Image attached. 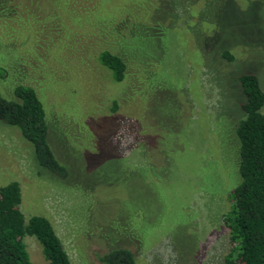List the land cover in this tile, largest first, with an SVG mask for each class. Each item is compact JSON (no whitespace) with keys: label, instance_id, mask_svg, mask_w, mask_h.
Segmentation results:
<instances>
[{"label":"rangeland","instance_id":"374dc122","mask_svg":"<svg viewBox=\"0 0 264 264\" xmlns=\"http://www.w3.org/2000/svg\"><path fill=\"white\" fill-rule=\"evenodd\" d=\"M111 48L121 83L99 62ZM245 74L264 91V0H0V91L38 92L69 173L0 121V187L19 183L26 221L48 218L71 264L111 246L138 264H228Z\"/></svg>","mask_w":264,"mask_h":264},{"label":"trees","instance_id":"16d2710c","mask_svg":"<svg viewBox=\"0 0 264 264\" xmlns=\"http://www.w3.org/2000/svg\"><path fill=\"white\" fill-rule=\"evenodd\" d=\"M113 50L116 49L101 51L99 62L112 72L117 83H121L126 79L127 63L120 53ZM239 81L245 97L243 117L236 126L240 182L231 192V209L223 216L233 247L227 263L236 264L234 260L240 259L242 264H264V113L261 111L264 91L255 74L242 75ZM14 93L17 101L5 98L0 91V121L21 131L34 148L42 168L67 179V167L50 145L51 127L38 92L19 85ZM117 109L118 105L114 103L113 110ZM21 204L19 183L0 187V264H34L24 244L25 236H33L39 241L48 264H71L51 221L38 215L26 221L20 210ZM99 261L102 264H138L137 257L129 248L112 246L99 256Z\"/></svg>","mask_w":264,"mask_h":264}]
</instances>
